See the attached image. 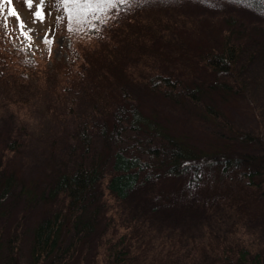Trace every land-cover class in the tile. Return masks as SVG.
Instances as JSON below:
<instances>
[{"label": "rangeland", "instance_id": "374dc122", "mask_svg": "<svg viewBox=\"0 0 264 264\" xmlns=\"http://www.w3.org/2000/svg\"><path fill=\"white\" fill-rule=\"evenodd\" d=\"M12 7L32 30V41L20 34L16 17L10 15ZM80 7L85 14L69 26L67 13L55 7L54 0H46V18L35 23L23 0L0 6V43L7 55L1 60L12 62L5 64L9 73L2 68L0 75V164L20 177L0 204V264L10 240L19 246L21 264H31L32 231L50 207L44 191L56 172L74 160L79 126L100 123L123 99L122 91L145 110L156 111L173 129L204 136L200 109L155 93L146 78L167 72L207 86L215 76L202 63L206 45L219 47L224 32H233L244 44L237 67L243 90L232 96L218 94L215 102L237 127L264 134V36L257 31L264 28V0H128L110 8ZM76 54L81 56L82 74L67 89L60 79L62 69ZM224 78L239 89L238 83ZM93 142L91 155L98 158L104 148L96 131ZM251 151L260 152L261 146ZM104 158L107 182L113 173L112 158ZM176 186L150 177L126 201L111 202L115 208H110L133 228L136 243L146 247L147 257H162L171 243L184 253L181 261L200 249L204 253L198 264H214L210 241L227 239L236 245L242 235L257 231L264 238V217L258 212L243 223V208L211 204L216 190L209 186L167 201L172 193H182L172 192ZM93 218V211L85 216ZM102 224L79 242L64 264H93Z\"/></svg>", "mask_w": 264, "mask_h": 264}, {"label": "trees", "instance_id": "16d2710c", "mask_svg": "<svg viewBox=\"0 0 264 264\" xmlns=\"http://www.w3.org/2000/svg\"><path fill=\"white\" fill-rule=\"evenodd\" d=\"M257 31L264 36V28ZM238 37L227 31L219 47L206 45L208 51L202 63L215 76L207 86L184 82L167 72H154L146 78L155 93L188 101L200 109L205 122L201 139L173 129L156 111L145 110L126 91L100 123L79 126L74 160L56 172L42 195L50 207L46 206L48 210L33 228L31 264H64L72 258L79 242L102 223L93 264H198L202 250L192 251L187 260L181 261L184 253L171 243L162 257H147L146 247L136 243L133 228L122 221L111 204L126 201L137 185L150 177L178 185L172 192L182 193H172L167 201L209 186L216 190L211 204L243 208V223L254 212L264 217V134L237 127L215 102L218 94L232 96L243 90L237 67L244 44ZM4 49L0 43V75L2 68H7L5 64H12L8 59L1 60L2 56L7 58ZM81 62V56L76 54L69 64H64L60 79L67 89L82 74ZM224 77L238 83L239 89ZM74 107L75 97L71 95L72 113ZM94 131L103 140L104 152L98 158L91 155ZM256 146H261V151L253 153L251 149ZM107 155L112 158L113 173L104 182L103 159ZM19 179L0 164V204L13 193ZM92 211L94 218L85 220ZM230 243L227 239L210 241L214 264H264V238L259 231L242 235L236 245ZM3 259L4 264H21L17 243L10 240Z\"/></svg>", "mask_w": 264, "mask_h": 264}, {"label": "snow or ice", "instance_id": "6c2138e0", "mask_svg": "<svg viewBox=\"0 0 264 264\" xmlns=\"http://www.w3.org/2000/svg\"><path fill=\"white\" fill-rule=\"evenodd\" d=\"M5 2L11 4L12 0H0V6H2ZM23 3L26 7H28L31 10V15L33 17L34 23L43 22L45 20L46 0H23ZM124 3H128V0H54V6L57 8L63 7V11L67 13L69 26H71V22L74 19H79L80 15L85 14V10L80 7L82 5H88V6L96 5L97 7H100L102 5H107L110 8L112 6L118 4H124ZM73 5L77 7L73 8L72 7ZM104 10L106 11L107 9ZM10 15L16 17L20 34L24 36L25 39L32 41L34 39L32 35V30L27 28V22L23 20V18L20 16V13L17 11L15 7H12L10 9ZM56 19L59 20L60 17H56ZM47 42L48 41L45 40V43Z\"/></svg>", "mask_w": 264, "mask_h": 264}]
</instances>
